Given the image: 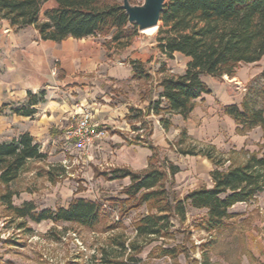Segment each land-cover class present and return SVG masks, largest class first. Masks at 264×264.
Masks as SVG:
<instances>
[{
	"label": "trees",
	"instance_id": "trees-1",
	"mask_svg": "<svg viewBox=\"0 0 264 264\" xmlns=\"http://www.w3.org/2000/svg\"><path fill=\"white\" fill-rule=\"evenodd\" d=\"M46 1L0 0V19L6 20L15 30L33 27L41 40L55 42L67 38L110 36L112 41L124 40L128 45L137 29L128 24L117 0H54L56 6L46 10L44 20H41L40 10ZM156 48L168 59H173V54H180L189 61L183 74L166 76L159 81L160 98L146 110L129 109L127 120L140 123L144 130L142 138L137 135L132 143L142 144L152 152L147 169L141 172L129 168H114L102 173L94 171V177H103L107 181L128 178L129 185L120 191L125 196L121 203L135 202L132 207L145 205L148 212L135 222L134 239L128 241L123 234L109 238L106 248L100 249L101 264L138 261L135 256L146 242L169 235L174 219L178 224L185 222L188 208L206 211L198 225L200 230L207 233L220 230L231 217L229 210L234 205L253 201L264 190V143L257 153L241 151V160L237 162L226 159L212 145L192 144L186 131L181 130L173 145L175 151L182 156L206 158L213 166L210 173L212 185L191 190L179 199L170 197L164 183L168 180L172 184L179 168L165 157L160 159L159 148L149 141L151 121L146 120L150 115L159 116L160 126L168 131L170 116L187 119L196 100L210 94L201 76L231 78L238 65L264 60V0H166L156 32ZM131 65L134 77L149 78L142 64L131 62ZM259 78L262 82L260 93L264 95V68ZM44 96V91L36 95L29 93L26 104L10 109V112L31 117L36 112L33 107L43 103ZM7 107L6 104L0 107V115ZM222 113L234 122L236 131L241 134L256 127L264 133V112L246 97L239 106L223 107ZM46 158L47 155L40 152L39 144L27 133L0 144V204L14 220L20 221L16 229L30 232L31 228H26L27 222L40 224L46 221L88 229L99 226L106 214L104 205L98 201L74 198L66 208L54 210H39L33 201L18 206L13 204L16 193L12 192L11 185L30 162H43ZM227 162L229 165L224 169ZM63 173L61 166H51L45 170L44 176L49 183L55 184L64 178ZM114 225L117 226L109 230L119 227V224ZM180 253L183 252H176L175 248H160L155 257L175 260ZM207 263L208 257L204 254L202 264Z\"/></svg>",
	"mask_w": 264,
	"mask_h": 264
},
{
	"label": "crops",
	"instance_id": "crops-1",
	"mask_svg": "<svg viewBox=\"0 0 264 264\" xmlns=\"http://www.w3.org/2000/svg\"><path fill=\"white\" fill-rule=\"evenodd\" d=\"M55 6L54 0L46 1L41 7L40 19L44 20L43 13ZM176 57L182 59L185 70L189 59L173 54V59ZM173 59L162 55L156 44L144 47L130 41L125 45L123 40L112 41L110 36L43 41L33 27L15 30L6 20L0 19V107L8 105L0 115V144L27 133L39 144L40 152L47 156L58 153V156L62 154L65 157L67 152L74 156L68 162L65 159L59 161L68 171V178L72 177L69 171L75 163L85 162L90 184L96 183L105 190H121L129 185L128 178L107 181L103 177H94V171L102 173L114 168H129L141 172L147 169L152 152L142 144L132 143L137 135L142 138L144 130L140 123H130L127 116L130 108L146 110L160 98L161 93L155 80L134 77L131 62L146 67L162 64L170 68ZM146 74L149 76L150 72ZM157 75L161 77L163 73ZM40 91L45 92L44 101L33 107L36 111L33 116H17L10 112V109L25 105L29 93L36 95ZM213 95L212 92L210 96L204 95L196 100L192 113L185 120L178 115L170 116L168 131L160 126L159 116L147 117L152 125L151 144L160 152H169V145L177 135L179 137L182 129L201 141L206 138L205 132L209 133L207 128L214 131L222 122L234 125L222 109L236 103L218 107L213 104ZM83 112H90L94 132L103 133L87 150L76 147L75 141L66 136ZM216 113L219 115L209 118ZM211 167L209 177L213 170ZM211 185L210 179L208 188ZM239 205L247 206V203L234 205L229 213L232 214ZM248 207L249 212L258 207L263 210V204L255 202ZM252 215L247 214L246 217ZM245 225V250L240 261L226 262L227 256L220 254L218 258L222 264H264V221L247 219Z\"/></svg>",
	"mask_w": 264,
	"mask_h": 264
},
{
	"label": "rangeland",
	"instance_id": "rangeland-1",
	"mask_svg": "<svg viewBox=\"0 0 264 264\" xmlns=\"http://www.w3.org/2000/svg\"><path fill=\"white\" fill-rule=\"evenodd\" d=\"M117 1L121 3V0ZM130 2L133 5H140L142 0H130ZM135 30L136 32L131 36V43L144 47L156 44L157 31L150 36ZM142 66L145 73L150 72L149 80H155L157 86L162 78L179 76L184 71V63L180 57L172 60L170 68L162 64L156 67H146L143 64ZM263 68L264 60L253 64H240L231 78L203 75L202 80L212 89L209 96L213 92L214 95L211 98H213L214 105L220 107L231 102L240 105L246 97L264 112V95L260 93L262 82L259 78ZM157 73H163V75L158 77ZM215 115L219 114L216 113L209 118ZM207 131L209 133L205 132L206 138L201 141L189 136L187 131L186 135L192 144L212 145L226 159L237 160V162L241 160V151L257 153L264 143V133L260 127L241 134L236 131L235 124L222 122L218 123L214 131L212 128H207ZM177 136L171 142L172 145H169V152H160V159L165 157L179 168L180 172L174 176L173 183L170 184L168 180L164 183L170 197L179 199L195 188L208 187L210 185L209 172L212 167L202 157L178 154L173 146L180 137V135ZM186 143L188 144L189 141ZM66 154L67 156L64 157L56 153L47 156L43 162H30L20 178L11 185L12 192L16 193L12 199L13 204L18 206L25 201H33L39 210L45 208L54 210L65 207L74 198H83L101 202L104 205L106 218L93 229L70 223L53 224L46 221L34 224L27 222L26 228H31V231L27 232L24 229H16L20 221L14 220L0 204V264H101L100 249L106 248L111 236L123 234L128 241L134 239L135 222L148 213L145 205L132 207L135 202L122 204L125 196L120 194L121 190L117 188L105 190L96 183L90 184L87 163H80V161L75 163L69 171L72 173L71 178L67 177L66 172L68 171L64 169L63 179H58L55 184L47 181L44 172L48 167L61 166L60 160L65 159L68 162L69 159L74 158L68 155V152ZM228 165L229 162L225 163L224 169ZM251 202L263 204V210L258 207L249 212L247 208ZM122 212L123 217L121 218L120 213ZM205 213V210L188 208L183 224H178L174 219V227L170 229L169 235L150 239L141 252L135 256L138 261L129 264H202L204 254L208 257L207 264H222L218 258L220 254L227 256L226 262H239L245 250V221L247 219L251 221L252 219H263L264 221V191L260 192L253 201L248 202L247 206L235 207L233 213L230 214L231 217L225 221V226L220 230L207 233L198 228ZM251 213L252 216L246 217ZM114 224H119V227L109 230L110 227L117 226ZM204 244L207 245L204 247ZM160 248H175L176 252L183 253L178 254L175 260L168 257L157 258L155 255L159 254Z\"/></svg>",
	"mask_w": 264,
	"mask_h": 264
},
{
	"label": "water",
	"instance_id": "water-1",
	"mask_svg": "<svg viewBox=\"0 0 264 264\" xmlns=\"http://www.w3.org/2000/svg\"><path fill=\"white\" fill-rule=\"evenodd\" d=\"M165 4L166 0H142L140 5H133L130 0H121L120 8L127 16L128 24L143 32L154 27L158 29Z\"/></svg>",
	"mask_w": 264,
	"mask_h": 264
},
{
	"label": "built area",
	"instance_id": "built-area-1",
	"mask_svg": "<svg viewBox=\"0 0 264 264\" xmlns=\"http://www.w3.org/2000/svg\"><path fill=\"white\" fill-rule=\"evenodd\" d=\"M94 127L90 112H83L77 118L73 128L66 133V136L75 141L76 147L87 150L92 146L95 139L103 135L102 132H94Z\"/></svg>",
	"mask_w": 264,
	"mask_h": 264
},
{
	"label": "bare ground",
	"instance_id": "bare-ground-1",
	"mask_svg": "<svg viewBox=\"0 0 264 264\" xmlns=\"http://www.w3.org/2000/svg\"><path fill=\"white\" fill-rule=\"evenodd\" d=\"M157 31V29L154 27V28H150V29H147V30H144L143 33L146 34V35H153L155 32Z\"/></svg>",
	"mask_w": 264,
	"mask_h": 264
}]
</instances>
